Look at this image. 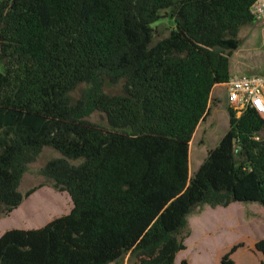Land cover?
Instances as JSON below:
<instances>
[{"label":"trees","instance_id":"1","mask_svg":"<svg viewBox=\"0 0 264 264\" xmlns=\"http://www.w3.org/2000/svg\"><path fill=\"white\" fill-rule=\"evenodd\" d=\"M254 1L0 0V219L42 187L18 190L46 147L60 157L40 174L72 203L43 227L1 234L0 264H175L196 209L264 207L253 109L228 108L226 133L189 174L192 137L255 24ZM165 10L173 28L156 38ZM254 249L264 259V240Z\"/></svg>","mask_w":264,"mask_h":264},{"label":"rangeland","instance_id":"2","mask_svg":"<svg viewBox=\"0 0 264 264\" xmlns=\"http://www.w3.org/2000/svg\"><path fill=\"white\" fill-rule=\"evenodd\" d=\"M162 19L156 23V38L167 36L173 28L168 10L161 12ZM262 24L255 23L243 27L239 36L240 47L230 57V71L233 75L264 74V45L261 39ZM225 89L216 86L212 90L210 110L198 125L190 145L189 174L193 175L207 156L215 148L228 129V106ZM104 115L92 114L88 120L105 125ZM60 154L43 148L38 158L27 166L19 185L24 194L29 189L42 186L8 217L0 221V235L7 230H30L43 227L49 221L67 215L72 203L66 192H57L46 186L40 170L52 158ZM190 236L185 240L186 249L179 252L175 264L185 260L188 264H220L222 257L236 244L242 247L229 259L233 264H264L263 257L254 249V244L264 240V207L255 203H233L226 208L211 209L202 206L187 218ZM121 264H132L125 257Z\"/></svg>","mask_w":264,"mask_h":264},{"label":"built area","instance_id":"3","mask_svg":"<svg viewBox=\"0 0 264 264\" xmlns=\"http://www.w3.org/2000/svg\"><path fill=\"white\" fill-rule=\"evenodd\" d=\"M249 11L255 23L264 26V0H255ZM261 39L264 45V28ZM222 87L227 106L236 118L247 109H253L264 120V74L233 75ZM255 139L258 140L257 137Z\"/></svg>","mask_w":264,"mask_h":264},{"label":"crops","instance_id":"4","mask_svg":"<svg viewBox=\"0 0 264 264\" xmlns=\"http://www.w3.org/2000/svg\"><path fill=\"white\" fill-rule=\"evenodd\" d=\"M221 87H222V86H221ZM7 217H8V216H7ZM4 218H6V217H4ZM4 218L0 219V221L3 220Z\"/></svg>","mask_w":264,"mask_h":264}]
</instances>
